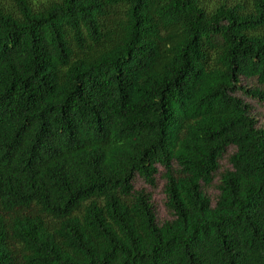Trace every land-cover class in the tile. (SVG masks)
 <instances>
[{
    "label": "trees",
    "instance_id": "16d2710c",
    "mask_svg": "<svg viewBox=\"0 0 264 264\" xmlns=\"http://www.w3.org/2000/svg\"><path fill=\"white\" fill-rule=\"evenodd\" d=\"M241 77L264 85V0H0V264H264ZM158 165L163 224L133 183Z\"/></svg>",
    "mask_w": 264,
    "mask_h": 264
},
{
    "label": "rangeland",
    "instance_id": "374dc122",
    "mask_svg": "<svg viewBox=\"0 0 264 264\" xmlns=\"http://www.w3.org/2000/svg\"><path fill=\"white\" fill-rule=\"evenodd\" d=\"M240 85L244 89L248 90L257 88L264 90V85H261L256 78L247 79L245 77H241ZM233 94L236 97L242 99L243 102L248 105L250 108V114L257 120V126L264 128V101L247 94L242 89H238ZM235 150V146H229L227 148L226 152L220 159V169L216 173L212 184L209 186L203 185V189L205 193L211 198L213 205L216 204L220 195L219 185L221 173L233 168L230 162V157L235 152ZM164 171L165 169L161 165H158V173L156 174L155 185L149 184L139 174L136 175L133 182L136 190L143 189L151 195V202L153 204L157 216V222L159 224H163L166 221L172 220L174 218L172 211L167 206V194L165 192L166 178L164 177Z\"/></svg>",
    "mask_w": 264,
    "mask_h": 264
}]
</instances>
